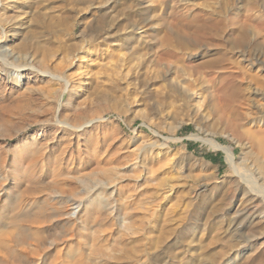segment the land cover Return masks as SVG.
Wrapping results in <instances>:
<instances>
[{"label": "rangeland", "instance_id": "374dc122", "mask_svg": "<svg viewBox=\"0 0 264 264\" xmlns=\"http://www.w3.org/2000/svg\"><path fill=\"white\" fill-rule=\"evenodd\" d=\"M233 4L0 0V264H264Z\"/></svg>", "mask_w": 264, "mask_h": 264}, {"label": "bare ground", "instance_id": "6f19581e", "mask_svg": "<svg viewBox=\"0 0 264 264\" xmlns=\"http://www.w3.org/2000/svg\"><path fill=\"white\" fill-rule=\"evenodd\" d=\"M232 6L233 19L229 22L230 27L228 36L236 50L233 53V57L231 56L232 58H227V61L236 69L234 70L237 72L238 81L236 84L238 87V94L242 103L246 105V110L242 115L250 127L252 126L256 128V130L252 131L249 127L246 129L245 133L251 134L257 131L264 135V39L262 40L261 38L259 39L260 41L258 38L256 39V35L252 32L250 25V21L255 20L256 22L257 20L258 23L261 25L263 24L264 27V17H257L254 13L250 12L252 8H256L257 6H261L264 9V0H234V4ZM224 25L226 24L224 23ZM3 50L4 49H0V52H4L3 55L7 57L13 56ZM7 68H19L17 69L19 72L25 71V75L28 76H33L34 74L40 72V74L47 73V71L44 70L39 71L38 68L32 66L28 60L26 63L14 65L13 67L8 66ZM12 76L13 73L9 70L4 69L0 71L1 79L9 80ZM42 76H49V74H42ZM215 146L222 148L226 152L227 159L231 163L232 155L229 154L222 145L215 142ZM255 192L254 194L251 193L252 195H249L247 200L252 201L255 199L258 196Z\"/></svg>", "mask_w": 264, "mask_h": 264}, {"label": "trees", "instance_id": "16d2710c", "mask_svg": "<svg viewBox=\"0 0 264 264\" xmlns=\"http://www.w3.org/2000/svg\"><path fill=\"white\" fill-rule=\"evenodd\" d=\"M189 147H191V146H189Z\"/></svg>", "mask_w": 264, "mask_h": 264}]
</instances>
